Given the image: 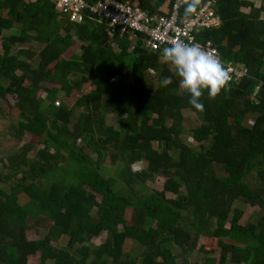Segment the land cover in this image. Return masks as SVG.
Here are the masks:
<instances>
[{"label": "trees", "instance_id": "16d2710c", "mask_svg": "<svg viewBox=\"0 0 264 264\" xmlns=\"http://www.w3.org/2000/svg\"><path fill=\"white\" fill-rule=\"evenodd\" d=\"M130 1L157 15L178 3L185 17L178 0ZM256 1L259 7L250 0L214 5L221 25L201 38L247 75L215 99L205 91L201 113L174 67L141 38L127 52L130 42L117 37L116 50L102 43L105 21L88 11L75 24L52 0H0V100L14 101L7 107L14 141L39 138L0 152V182L13 178L20 190L0 189V264H29L35 256L36 264H264V0ZM72 36L82 43L80 55L64 59ZM32 43L40 50L13 53ZM75 73L80 77L70 79ZM86 83L93 89L83 94ZM72 91L79 94L72 105L55 106L58 93L67 99ZM108 111L117 129L106 125ZM184 112L197 127L186 129ZM187 133L192 146L182 140ZM106 157L119 166L116 178L100 172ZM140 162L144 168L133 171ZM160 177V190L147 186ZM244 203L263 213L241 223ZM30 218L47 229L43 237L29 238ZM62 237L59 248L53 243ZM201 237L216 241L218 259L215 249L201 247L202 261H189ZM126 240L140 255L124 251Z\"/></svg>", "mask_w": 264, "mask_h": 264}, {"label": "built area", "instance_id": "2783aa9c", "mask_svg": "<svg viewBox=\"0 0 264 264\" xmlns=\"http://www.w3.org/2000/svg\"><path fill=\"white\" fill-rule=\"evenodd\" d=\"M34 1V0H32ZM217 0H206L196 14L182 17L179 13L178 3L172 5L169 14H148L135 1L96 0L89 4L86 0H52L56 11L66 16L69 22L80 24L85 17V11L97 16L106 24V45L118 50V39L127 38L131 43L127 52L135 47L138 38L149 52H157L162 58V49L171 46L174 40L186 43H198L206 50L218 49L211 40L202 39V33L213 30L221 25V19L215 12L214 5ZM220 56V54H219ZM221 58V56H220ZM231 70V82H238L247 75V68L235 66L231 62H224ZM151 75H155L150 71ZM58 106L59 102H55Z\"/></svg>", "mask_w": 264, "mask_h": 264}, {"label": "rangeland", "instance_id": "374dc122", "mask_svg": "<svg viewBox=\"0 0 264 264\" xmlns=\"http://www.w3.org/2000/svg\"><path fill=\"white\" fill-rule=\"evenodd\" d=\"M251 2L254 3L255 7H259L260 3L257 2L256 0H250ZM248 8H242L241 11L244 13L248 12ZM262 17L264 18V14H262ZM74 44L69 47L63 54H62V58L64 59H70L72 57H76L78 55H80V45L81 43L77 40H73ZM0 44H1V38H0ZM40 45L36 44V43H32V44H23V45H16L13 47V53H18L21 50H26L28 48H31L33 51H39L40 50ZM80 75L79 74H71L70 75V79H75V78H79ZM155 83V82H154ZM46 87L51 88V87H55V88H59L58 85H54V84H48ZM93 89V86H91L89 83H86L82 86V93L85 94L87 92H89L90 90ZM181 91H184L181 89ZM43 94L44 93H40ZM78 93L76 91H72L70 96L66 99L64 98V94L63 92L58 93L57 95V99L55 100V102H59L61 103H66L67 105H72V103L75 101L76 98H78ZM45 97V96H44ZM54 102V104H55ZM14 105V101L12 99H10L9 97H7V99L0 100V142H1V154L3 156H6L8 153L14 152L16 150H19V147H21V145L24 143V141H29L31 143H37L38 142V137L37 136H32V135H26L24 141H21L20 143H17L16 141H14L10 134V125L12 123V118L11 116H9V113L7 111V107L12 108V106ZM56 106V105H55ZM15 112V111H14ZM13 117H16L14 113H12ZM106 125L110 126V127H115L117 129L118 125V119L117 116L114 114V112H106ZM183 117H184V126L186 127V129H190L193 127H197L198 125V120L196 119V117L194 116L193 113L190 112H184L183 113ZM189 134H185L182 136V140L184 141V143L192 146V142L190 137L188 136ZM40 141V140H39ZM80 145V144H78ZM92 157H94L93 153ZM32 153L29 152L28 153V157L31 158ZM145 164L140 162V163H136L132 166V170L133 171H139L140 169L144 168ZM4 172L5 169L1 168ZM118 170H119V166L118 165H112L109 164V159L108 157H106L103 161V166L100 169V172L102 173L103 176L105 177H117L118 174ZM163 182L164 179L163 178H156L153 182H148L147 186L151 189H156V190H160L163 186ZM16 180H14L13 178H11L10 180L4 181V182H0V189L4 190L5 192H10L13 189H16V191H20L18 187H16ZM121 185V184H120ZM168 197H172L171 194H167ZM18 199L21 203H24L25 201L28 200V196L24 193V192H20L18 194ZM245 204V203H244ZM237 206L240 205L239 202H236ZM244 214L243 217L241 219V223L245 222V221H251L254 220L256 216L260 215L263 213V210H260L258 207H253L250 206L249 204H245L244 206L242 205ZM131 210H127L125 217L128 223H130L131 221ZM254 218V219H253ZM47 232V229H45V227L39 226L38 224H36L33 221V218H30L29 221V230H28V236L29 238H38V237H43ZM106 234L103 233L101 236H99L98 238H96L93 242V244L95 245H99L101 244L104 240H105ZM67 242V237H62L58 242H54L53 244L56 245L59 248H63L66 245ZM205 248L207 250L209 249H215V256L216 259H218L219 257V248L218 246H216V241L213 239H207L204 237H201L198 241V244L196 246V249L194 251V253H192V257H189V261H192L191 258H193L194 256H198V262L200 263L202 261V255L201 253H199V249L200 248ZM142 248L139 247V245H137L136 243H134L132 240H126L125 245H124V251L126 253H129L133 256H138L140 255V253L142 252ZM176 251V250H175ZM176 253H179V251H176ZM30 263L29 264H36L38 259L37 257H31L30 259ZM180 261V260H179Z\"/></svg>", "mask_w": 264, "mask_h": 264}, {"label": "clouds", "instance_id": "9594fccd", "mask_svg": "<svg viewBox=\"0 0 264 264\" xmlns=\"http://www.w3.org/2000/svg\"><path fill=\"white\" fill-rule=\"evenodd\" d=\"M184 8L185 17L194 15L201 8L203 0H178ZM162 61L171 64L179 79V87L190 94L189 103L198 112H204L201 98L207 91L210 99H215L222 91L230 88L233 77L219 54L206 50L198 43L174 40L171 46L162 49ZM169 81L164 78L162 87Z\"/></svg>", "mask_w": 264, "mask_h": 264}, {"label": "crops", "instance_id": "0c3cea01", "mask_svg": "<svg viewBox=\"0 0 264 264\" xmlns=\"http://www.w3.org/2000/svg\"><path fill=\"white\" fill-rule=\"evenodd\" d=\"M71 23H72V22H71ZM75 24H76V23H75ZM80 24H81V23H80ZM105 33H106V26H105ZM72 38H73V40L75 39L74 36H72ZM105 38H106V37H105ZM105 38H104L103 40H105ZM75 40H77V39H75ZM77 41H78V40H77ZM129 42H130V41H129ZM80 43H81V42H80ZM130 43H131V42H130ZM130 43H129V44H130ZM73 44H74V42L72 43V45H73ZM81 44H82V43H81ZM72 45H71V46H72ZM71 46H70V47H71ZM80 46H81V45H80ZM80 52H81V51H80Z\"/></svg>", "mask_w": 264, "mask_h": 264}, {"label": "water", "instance_id": "95a60500", "mask_svg": "<svg viewBox=\"0 0 264 264\" xmlns=\"http://www.w3.org/2000/svg\"><path fill=\"white\" fill-rule=\"evenodd\" d=\"M102 43H103V44H106V40H103Z\"/></svg>", "mask_w": 264, "mask_h": 264}]
</instances>
